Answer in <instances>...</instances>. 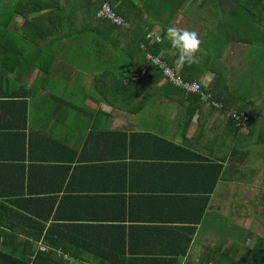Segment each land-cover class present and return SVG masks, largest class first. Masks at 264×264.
Returning a JSON list of instances; mask_svg holds the SVG:
<instances>
[{"label":"crops","instance_id":"0c3cea01","mask_svg":"<svg viewBox=\"0 0 264 264\" xmlns=\"http://www.w3.org/2000/svg\"><path fill=\"white\" fill-rule=\"evenodd\" d=\"M132 1L137 3L136 0ZM59 5L62 10L58 12L52 10V13H49L45 10L35 15V18H39L51 14L48 19L37 20L32 26H25L20 16H14L10 22L9 28L15 30V35L4 41L7 44L17 42L20 58L26 63L22 67L14 68L7 65V61L6 65L2 66L1 62L8 56L9 50L0 48V95L10 90H18L20 96L30 90L31 95L25 100H16L18 104L13 107L10 101L3 98L5 95L0 96V135L10 134L12 129L16 130L12 128V115L15 114L16 118L17 107L21 113L22 103L25 102V130L20 126L19 131L15 132L16 135L18 132L26 135L29 129L34 130L62 142L75 151L84 148L85 141H88L90 136L110 131L127 135L138 134L134 152L136 149H144L146 142L152 143L158 138L189 152L190 154L180 152L184 159H189L195 154L211 162L220 163L218 159L221 156L231 153L234 147L231 133L225 129V120L218 110L203 103L193 111L194 102L186 96H180L163 76L155 71L146 75L140 82L141 86L129 90L122 89L121 84L126 86L131 74L137 73L134 68L138 70L140 66L135 50L131 52V57L128 56L134 47L131 44L132 37L91 33L89 26L92 20V5H85L84 0H59ZM183 9L194 8H181L177 11L171 17L170 26L196 32L201 43L193 63H185L184 66L177 63L176 58L174 69H184L186 75L195 76L197 79L194 81L201 83L204 88L211 86V82L220 74L222 81L232 92L252 102L246 109L254 116L256 123L251 132L240 131L242 135L249 134L247 153L250 157L246 162V171L238 175L236 163L229 161L224 164L225 171L234 172L233 177L229 175L228 182L219 180L217 183L215 192L210 195L209 207L200 225L195 227L196 232L188 251L179 262L264 264V259L256 260L250 255L245 257L246 249L252 250L258 240L264 238V28L254 24L252 30L256 33L251 34L254 40L252 44L230 43L220 46L215 42L205 48L207 34L204 26L183 18ZM167 18L168 15L166 20ZM210 18L213 22L214 18ZM92 25L95 26V23L92 22ZM128 25L130 26L129 22ZM207 32L212 33L211 27ZM153 33L157 37L160 35L159 25L154 28ZM157 37L155 39H158ZM141 72V77L145 76V70L141 69ZM217 89L219 88L214 92ZM222 90L225 92L224 88ZM230 106L232 105H228ZM9 139L10 136H0L1 160L7 158L10 153H17L12 151V146L10 148ZM93 139L91 138V141ZM117 140L122 138L118 137ZM260 141L262 143L257 145ZM113 149L115 156L122 154L120 142H116ZM169 155L168 153L165 157ZM165 157L161 160L164 162L162 166L174 167L148 168L147 163L150 164L151 159L146 161L136 157L114 160L117 166L114 168L115 178L118 173L125 172L130 179L133 196L137 197L129 207L130 212L127 211L136 222L125 223L127 230H148L146 227L150 230H166L164 228L173 225L185 226L182 228L192 226L191 222L173 223L172 219L181 222L191 219L193 210L200 203L199 190L202 189V182L195 176L197 165L190 163L191 161ZM21 165L25 166L24 180L27 182L28 164L24 162ZM258 165L260 170L259 174H256ZM21 171L19 168V178ZM232 183L233 186L243 187V191L238 194L231 193L229 186H232ZM176 188L184 193L179 195L171 191ZM126 195L129 196V193ZM231 195L240 198L245 204L258 202V206L251 207V212L231 208L232 215L236 214L240 220L242 217L243 227L247 229L241 230L244 236L238 239H235L232 230H216L217 215L214 211L219 208L216 202L221 198H228L225 201L227 207ZM8 200L13 202L17 199ZM23 205L26 207V202ZM224 210L227 211L225 208ZM23 213L27 215L25 211ZM8 219L6 216L4 221L0 220V230H11L12 224ZM22 225L16 230H28ZM204 225L206 229H203ZM132 234L133 244L139 245L135 242L141 239H135L134 232ZM148 241L154 249L153 241ZM17 246L15 241H7L5 244L0 239L1 249L11 250ZM234 246L238 247V252L233 250ZM209 247L233 250L229 254L232 258L222 260L217 254L212 259L201 258L203 249Z\"/></svg>","mask_w":264,"mask_h":264},{"label":"trees","instance_id":"16d2710c","mask_svg":"<svg viewBox=\"0 0 264 264\" xmlns=\"http://www.w3.org/2000/svg\"><path fill=\"white\" fill-rule=\"evenodd\" d=\"M136 1L135 4L132 0H106L127 24L130 23L128 28H124L96 19L101 1L84 0L85 5H92L90 10L92 20L89 26L91 33L132 37L131 44L134 47L128 56L131 57V52L135 50L139 56L140 66L138 70L134 68L137 73L131 74L126 86L121 84V88L125 90L141 86L140 82L152 71L162 75L157 67L146 61L147 54L160 56L162 61L174 68L177 52L166 39V32L171 27V17L181 8H196L183 9L181 13L189 22H198L204 26L207 34L205 48L215 42L220 46L230 43L252 44L254 40L251 34L256 33L252 30L254 24L264 28V0ZM45 10L49 13H52V10L58 12L62 10V6L59 5V0H0V48L9 50L8 56L1 62L2 66L6 65L7 61V65L14 68L22 67L26 63L20 58L18 43L7 44L4 41L15 35V30L9 28L12 18L20 16L25 26H32L37 20L49 18L51 14L35 18V15ZM166 15L169 16L167 20ZM210 16L214 18L213 22ZM157 25L161 29L159 39H155L157 36L153 33ZM209 27L212 33L207 32ZM141 69L145 70L143 77ZM178 73L187 81L197 79L195 76L186 75L184 69H180ZM221 78L223 77L217 74L208 88L201 85L202 91L210 95L207 102L198 94H187L174 87L164 78L180 96H186L188 100L194 102L193 111L207 103L211 109L218 110L225 120V129L232 134L230 137L234 147L230 154L218 159L220 163L211 162L195 154L189 159H184L180 152L190 154L189 152L158 138L152 143L146 142L144 149L140 151L136 149L134 152L135 138L139 137L138 134L98 132L90 136L88 141L86 139L84 148L79 151L72 150L62 142L34 130L29 129L26 135L19 132L16 135L15 132L19 131L20 126L23 131L25 130L27 122L26 103H22L21 113L17 107L16 118L15 114L12 115V128L16 130L12 129L10 134L0 135L3 138L10 136V148L12 146V151L17 152L10 153L4 160L0 159V220L4 221L7 216L12 224L11 230H0V239L5 244L7 241L17 242L18 249L0 248V264H180L179 259L186 255L196 232L195 227L200 225L217 183L219 180L228 182L229 173L225 171L224 164L229 161L236 163L237 174L241 175L246 171V162L250 157L247 153L250 144L249 134L245 136L240 131L251 132L255 126L254 116L246 109L252 102L232 92ZM16 79L18 80V76ZM216 88L219 89L214 92ZM4 95L3 98L10 101L13 107L18 104L16 100L29 98L31 91L27 90L25 95L20 96L18 90H10L0 96ZM211 101L220 103L221 108L213 107ZM262 101L264 104L263 99ZM230 104L232 106L228 107ZM191 113L190 115L193 114ZM233 114H244L246 120L238 123L232 117ZM118 137L122 140L118 141ZM91 138L94 139L91 141ZM116 142H120L123 148L120 156L114 155L113 148ZM261 143L262 141L257 142V145ZM168 153L170 155L165 157ZM128 157L146 161L151 159L150 164L147 163L148 168L174 167L162 166L164 162L161 160L164 157L171 160H187L197 165L195 176L202 182V189L199 190L200 203L193 210L191 219L182 222L172 219L173 223L191 222L192 226L182 228L185 226L173 225L164 228L166 230H150L147 227L145 229L148 230H130L132 227L130 226L127 230L125 223L136 222L128 212L137 197L133 196L134 191L125 172L118 173V177L115 178L114 168L117 166L114 160L117 158L125 160ZM24 162L28 164L27 182L24 180L25 166L21 165ZM256 167V174H259L260 166ZM19 168L22 170L21 178ZM2 180L5 185L1 184ZM171 191L179 195L184 193L177 188ZM9 198L17 200L12 202L8 200ZM25 202L26 207L23 205ZM244 205L245 203H242L241 208ZM255 205L258 206V202H252L250 206ZM178 206L182 207L179 204ZM24 211L27 215L23 213ZM255 211L258 212L256 208ZM238 220L243 223L242 217ZM20 225L27 227L28 230H16ZM133 232L135 239H141L135 242L139 244L137 246L132 242ZM148 240L153 241L154 249ZM237 249L238 247L234 246L233 250ZM232 251L204 248L201 258L212 259L217 254L220 259L227 260L232 258L229 255ZM247 255L256 260H263L264 238H260L252 250L246 249L245 257Z\"/></svg>","mask_w":264,"mask_h":264},{"label":"built area","instance_id":"2783aa9c","mask_svg":"<svg viewBox=\"0 0 264 264\" xmlns=\"http://www.w3.org/2000/svg\"><path fill=\"white\" fill-rule=\"evenodd\" d=\"M95 1L102 2L99 10L96 13V19L106 21L116 27H129L127 22L113 10V8L106 2V0ZM145 58L148 63L157 67L161 71L163 77L167 79V81L174 87L184 91L187 94H198L201 96V99L205 102L210 100V95H206L202 91L201 84L199 82L184 80L182 76L178 73L177 69L171 68L158 56H152L150 54H147ZM211 105L215 108H221L220 104H217L213 101H211ZM232 117L238 123H241L246 120L244 114H233Z\"/></svg>","mask_w":264,"mask_h":264},{"label":"rangeland","instance_id":"374dc122","mask_svg":"<svg viewBox=\"0 0 264 264\" xmlns=\"http://www.w3.org/2000/svg\"><path fill=\"white\" fill-rule=\"evenodd\" d=\"M160 36H158L157 38L159 39ZM28 58H31L30 56H27ZM201 84V83H200ZM233 171L230 170L229 171V175L233 177ZM228 174V173H227ZM246 175V174H245ZM238 178V177H237ZM238 182V181H237ZM242 187V186H241ZM230 188V192L235 194V193H240L243 191V187L240 188L239 186H229ZM230 193V194H231ZM228 198H221L220 201L216 202V205L220 208L215 209V214L217 215V229L216 230H232V233H235V239H238L242 236H244V232L241 230H247L245 229V227H243V223H241L237 218L236 214L232 215V211L231 208H234L236 210L243 209L244 212H251V206L249 204H245L244 207L241 205L242 203H240V198H237L231 195V198L228 200L227 202V207L225 204V201ZM225 209H227V211L225 212ZM229 209V212H228ZM242 213V212H240ZM242 221V220H241ZM203 229H206V225H204ZM235 244V243H234Z\"/></svg>","mask_w":264,"mask_h":264},{"label":"clouds","instance_id":"9594fccd","mask_svg":"<svg viewBox=\"0 0 264 264\" xmlns=\"http://www.w3.org/2000/svg\"><path fill=\"white\" fill-rule=\"evenodd\" d=\"M166 39L177 52V63L194 62L201 43L196 32L172 26L167 29Z\"/></svg>","mask_w":264,"mask_h":264}]
</instances>
